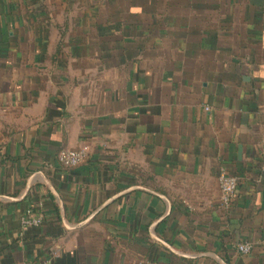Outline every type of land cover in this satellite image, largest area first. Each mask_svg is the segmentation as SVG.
<instances>
[{"label":"crops","instance_id":"1","mask_svg":"<svg viewBox=\"0 0 264 264\" xmlns=\"http://www.w3.org/2000/svg\"><path fill=\"white\" fill-rule=\"evenodd\" d=\"M0 264H264V0H0Z\"/></svg>","mask_w":264,"mask_h":264},{"label":"built area","instance_id":"2","mask_svg":"<svg viewBox=\"0 0 264 264\" xmlns=\"http://www.w3.org/2000/svg\"><path fill=\"white\" fill-rule=\"evenodd\" d=\"M209 110V107H206ZM90 152L89 144H84L78 148L62 149L58 153V162L66 168L74 167L84 162ZM239 179L237 176L231 175L222 170L219 175V189L221 194V203L229 207L237 193ZM43 221L41 213H35L32 209H28L22 218L25 226H39ZM237 251L243 254L250 253L252 244L240 242L237 244Z\"/></svg>","mask_w":264,"mask_h":264}]
</instances>
